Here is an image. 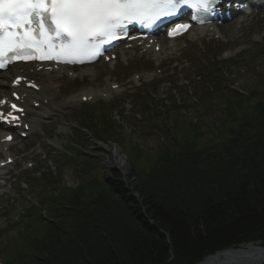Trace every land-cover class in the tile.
Wrapping results in <instances>:
<instances>
[{
    "label": "trees",
    "instance_id": "obj_1",
    "mask_svg": "<svg viewBox=\"0 0 264 264\" xmlns=\"http://www.w3.org/2000/svg\"><path fill=\"white\" fill-rule=\"evenodd\" d=\"M211 77L222 118L210 136L199 138L194 123L176 126L168 144L130 148L129 182L98 167L69 192L48 196V216L30 206L25 250L5 264H197L226 248L264 244V83L244 95L223 71Z\"/></svg>",
    "mask_w": 264,
    "mask_h": 264
},
{
    "label": "rangeland",
    "instance_id": "obj_2",
    "mask_svg": "<svg viewBox=\"0 0 264 264\" xmlns=\"http://www.w3.org/2000/svg\"><path fill=\"white\" fill-rule=\"evenodd\" d=\"M223 33L224 36L220 40L210 43L204 41L203 44L191 43L188 48L183 50L182 57L174 53L175 57L168 58L163 62V65L158 66L161 59L156 62L137 60L127 66L119 64L114 71L111 69L101 70L96 78L63 82L66 84L56 102L67 101L68 96L76 93L80 95L79 91L89 86L97 88L106 84L109 75L118 82L122 81L121 89L125 90L122 94L113 96L112 99L100 98L93 103L65 107L53 121L46 125L42 124L30 139L17 146L18 149L26 147L30 154L37 146L44 149L33 152L29 158H26L25 160L29 159L35 163V166L26 169V161L22 162L20 171L15 173L17 174V183L5 188L4 194L0 192V227L3 228L0 234V256H4L2 262L11 260L17 254L16 252H19V248H21V253L25 250L24 246L20 245V240H17V236L19 227L24 225L22 219H19V214L26 201L39 198L38 191L44 188L50 190V186L33 187V183H30L28 187L23 186L25 188L23 189L22 182H30L28 179L30 176L39 178L42 172H48V169L51 168L59 179V187L75 186L79 176L91 170L90 167H86L88 162L85 157L89 155L96 159L91 164L97 167L102 165L108 174L115 170L120 171L127 179L126 182H129L130 169L127 158L122 162L121 167L112 164L115 155L109 149L110 146L116 144L123 152V150L128 151L129 146L138 143L147 151L156 148L160 143L168 142L169 135L165 133V130L153 132L155 129L151 127L152 122L145 119L139 101L148 103L150 108L156 110L164 109L163 116H157L155 119L157 125H162V127L166 125L171 128L170 126L178 121L181 124L183 120L187 122L194 120L197 123V128H202L203 134L208 136L212 134L210 125L220 122L222 115H220L219 106L215 101L210 103V100L203 108L204 111H201L197 104L191 106L197 91L200 88L204 89L201 85L202 81L197 78V75L202 74L200 70L209 69L216 64L220 65L232 77L231 81L235 84L233 87L237 89H247L250 86L264 83V14L256 18L245 19L243 22L241 20L233 22L223 28ZM225 50L228 51L224 53ZM158 68H161L162 72H158ZM136 69H143L144 73L154 71V76L147 79L141 87H136L132 80V74L137 71ZM175 103L183 106L182 113L185 115L181 114L177 107L171 106ZM100 104L109 106V112L112 113L114 119L123 125L122 130L120 126L116 128L117 132L121 131V137L113 135L115 142L105 139L104 142L100 141L102 143L93 142L78 147L73 134L75 125H82L88 113ZM165 105H167L166 109ZM169 108L171 111H168ZM173 108L176 110H172ZM219 115L220 117H218ZM111 133L113 134V132ZM161 135L164 136V139H160ZM46 136L57 148L49 147ZM118 138L123 140V143H120ZM124 138L129 142V146L124 144ZM73 147L84 150L83 155ZM65 154L72 156V162L66 165L63 163L66 160L62 158ZM149 158L151 159V157ZM144 161L147 163L150 160L144 157ZM78 169L81 170V173ZM41 183L44 184V181ZM54 190L58 191L56 187ZM132 196L138 198L139 194L132 193ZM19 221L21 222L19 223ZM5 253H7V258H5ZM24 261L29 262V259L25 258ZM2 262L0 264H3ZM17 264L20 263L17 262Z\"/></svg>",
    "mask_w": 264,
    "mask_h": 264
},
{
    "label": "snow or ice",
    "instance_id": "obj_3",
    "mask_svg": "<svg viewBox=\"0 0 264 264\" xmlns=\"http://www.w3.org/2000/svg\"><path fill=\"white\" fill-rule=\"evenodd\" d=\"M221 0H0V69L19 61L86 63L99 57L104 45L127 34L132 24L144 27L176 17L184 6L212 12ZM190 27L177 23L178 35ZM21 83L20 78L15 80ZM35 87V84L31 85ZM115 87V85H113ZM19 97H17L18 99ZM0 100V104H6ZM16 111V104H11ZM0 113V119H7ZM11 140V137H6Z\"/></svg>",
    "mask_w": 264,
    "mask_h": 264
},
{
    "label": "water",
    "instance_id": "obj_4",
    "mask_svg": "<svg viewBox=\"0 0 264 264\" xmlns=\"http://www.w3.org/2000/svg\"><path fill=\"white\" fill-rule=\"evenodd\" d=\"M247 249L230 248L206 257L199 264H231L232 261L246 262V264H264V246L253 243Z\"/></svg>",
    "mask_w": 264,
    "mask_h": 264
},
{
    "label": "bare ground",
    "instance_id": "obj_5",
    "mask_svg": "<svg viewBox=\"0 0 264 264\" xmlns=\"http://www.w3.org/2000/svg\"><path fill=\"white\" fill-rule=\"evenodd\" d=\"M218 32H220V30H219ZM174 43H175V41L172 42V45H173ZM165 46H166V45H164V47H165ZM169 48H170V47H169ZM170 49L172 50V48H170ZM156 55H158V54H156ZM89 72H90V71H89ZM91 73L94 74V75H96V70H95V73H94V71L91 72ZM5 83H6V75L0 80V94H1V93H4V92H3V88H4L3 85H4ZM103 92H107V93H110V94H112V95L116 93V91L112 90V88H110V86H109V87L106 88L104 91L101 90V89H94V88H91V89L88 90V94H87V95H89V96H93V97H96V96H98L100 93H103ZM54 94H55V93H53V92L51 91V95L53 96ZM82 96H83V95L80 96L81 99H82ZM47 97H49V96H47ZM68 100H69V103H73L74 101L77 102L79 99H78L77 97H70ZM48 106H49L48 110H49L51 113H53V112L55 111L54 108L52 109L51 105H48ZM45 108H47V107L43 106L42 110L44 111ZM53 110H54V111H53ZM43 116H44V115H43ZM43 116H42L41 113L37 112L36 110H33V111L31 112V118H32V121H33V129L36 128V127H38V125H40V123L42 122ZM1 148H2V145L0 144V151H2ZM109 149H111V151H112V152L114 153V155H115V159H114L111 163H112V164H117V165H119V166L121 167V166H122V162L125 161L126 158H125L123 155H121L120 150L118 149L117 146L112 145V146H110ZM231 264H246V262L232 261Z\"/></svg>",
    "mask_w": 264,
    "mask_h": 264
}]
</instances>
